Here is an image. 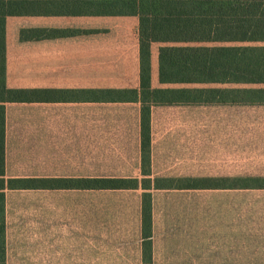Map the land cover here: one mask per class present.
I'll return each mask as SVG.
<instances>
[{"label":"rangeland","instance_id":"374dc122","mask_svg":"<svg viewBox=\"0 0 264 264\" xmlns=\"http://www.w3.org/2000/svg\"><path fill=\"white\" fill-rule=\"evenodd\" d=\"M219 21L224 23V19L207 16L153 18L154 90L227 92L264 88V82H259L264 75L242 73L243 65L264 66V59L258 58V52L242 51L240 44L217 28ZM5 33L9 34L8 59L12 72L20 73V85L26 87L20 89H33L38 73L44 89H138V18L135 16L8 15ZM46 107L73 110V114L67 112L65 116L69 119L80 120L83 113L84 124L89 123L90 130L80 134L91 144L120 143L130 156L122 158L121 164L115 159L119 165H114L121 168L127 165L130 170L109 172L110 175L138 179L139 163L143 174L141 154L139 160L133 156L139 134L140 104ZM151 120L148 171L155 173L152 179L149 177L152 187L157 179L184 181L187 177L264 180V103L153 104ZM194 152L201 157L194 160ZM139 193L128 189L58 194L18 191L9 194V199L13 207L25 206L22 210L28 217L22 223L25 228L21 237L80 238L85 231L92 235L100 229L103 237L117 239L132 238L140 231ZM56 197L67 202L66 217L49 216L50 225L42 228L35 216V205L39 198L51 202ZM156 198L159 202L154 210V222L166 235L193 231L195 228L187 225L195 223L203 237L215 238L227 233L235 242L264 244V189H202L188 194L159 193ZM86 201L99 203V212L82 211ZM141 226L143 233L142 218ZM251 253L259 258L235 263L264 264V258H260L264 257V251Z\"/></svg>","mask_w":264,"mask_h":264},{"label":"crops","instance_id":"0c3cea01","mask_svg":"<svg viewBox=\"0 0 264 264\" xmlns=\"http://www.w3.org/2000/svg\"><path fill=\"white\" fill-rule=\"evenodd\" d=\"M72 1L82 2L84 0H30V2ZM220 2L227 1L221 0ZM215 18L224 19V23L219 21L217 28L224 30L228 39L235 40L236 43L240 44L242 51L248 49L250 52H258V58L264 59V16H224ZM5 44V87L7 91L84 92L83 90L44 89L40 73L36 76L37 84H33V89H20L26 87L20 85V73L14 74L12 72V65L8 59V33H5ZM249 58L252 59L253 55H250ZM247 72H259V76H263L264 66L243 65L242 73ZM259 82H264V78ZM261 90H264V88ZM79 104H90V102L5 103V179L88 180L134 178L109 174V172L120 170L129 171L130 167L127 165H124V168L115 165L121 164L122 158L130 155L122 148L120 143H117L118 145H115L114 142L91 144L89 139H84V134H80V132H89L90 125L89 123L84 124L83 113L77 111L81 114L80 120L77 118L69 119L65 116L68 114L67 112L73 114V110L46 107L48 105ZM31 105L34 107H27ZM85 135V137H89L88 134ZM134 149V159L139 160L141 154L140 125ZM193 157L195 160L201 157V154L194 152ZM115 159L119 160V164H115ZM129 159H132V157ZM138 168L140 171L136 178H153L154 172L149 176H143L140 163L139 166L138 164L136 166V169ZM187 178L201 179L200 177ZM221 179L227 180L229 177H221ZM200 190L202 189H155L154 187L149 190L142 188L128 189V191L140 192V196H137L140 200V203H137L140 214V231L132 238L130 236L126 238L118 237L117 239L105 238L100 235V229H97L92 235L89 231H85V235L80 238L39 237L31 239L21 237L24 233L22 229L25 228L22 223L28 217L27 213L22 210L25 206H11L9 194L18 191L58 194L103 190L7 189L5 190V264H240L235 263V261L259 258L256 253L251 252H263L264 244L251 241L235 242L233 237L227 233L215 238L203 237L202 232L198 231V224L195 223L194 225H187L195 228V230H182L176 236L166 235L163 231L157 229V223L154 222V210H156L159 202V199L156 198L159 193L178 192L188 194ZM209 190L224 191L228 189ZM144 193L152 194L153 231L149 240L143 238L141 226L142 197ZM39 200L35 205V216L42 228H46L48 224L50 225L51 219H48L49 216L53 218L57 215L59 219L62 216L66 217L67 202L65 200L58 197L53 198L51 202L40 198ZM81 207L82 211L85 212L91 210L99 212L101 209L99 203L91 204L89 201L84 202ZM48 221L49 223H47ZM43 233L48 235V231ZM149 241L150 247H146L144 243Z\"/></svg>","mask_w":264,"mask_h":264},{"label":"trees","instance_id":"16d2710c","mask_svg":"<svg viewBox=\"0 0 264 264\" xmlns=\"http://www.w3.org/2000/svg\"><path fill=\"white\" fill-rule=\"evenodd\" d=\"M84 0L72 2H8L0 0V264L6 262L5 190L78 189L121 190L152 188L150 179L35 180L5 179V103L90 102L140 104V141L143 176L151 173V114L153 104L264 103V90H154L152 86V22L162 16H264V0ZM135 16L138 18L139 86L136 90L84 92H10L5 87L6 16ZM228 180V181H227ZM157 179L155 189H264V180ZM227 182V183H225ZM143 238L152 237V197L143 194ZM150 247V241L144 243ZM148 249V248H147Z\"/></svg>","mask_w":264,"mask_h":264}]
</instances>
